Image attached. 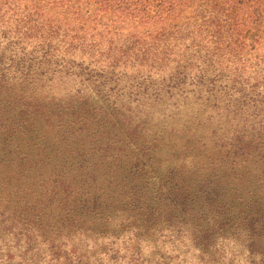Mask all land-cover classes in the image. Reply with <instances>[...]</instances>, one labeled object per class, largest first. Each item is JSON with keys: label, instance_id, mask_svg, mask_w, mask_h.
<instances>
[{"label": "trees", "instance_id": "trees-1", "mask_svg": "<svg viewBox=\"0 0 264 264\" xmlns=\"http://www.w3.org/2000/svg\"><path fill=\"white\" fill-rule=\"evenodd\" d=\"M0 37V227L45 233L61 261L83 219L126 229L130 256L146 226L202 250L234 234L264 264V0H0ZM190 48L237 63L192 76ZM67 72L76 86L52 93ZM187 84L259 115L258 136L193 116L160 149L162 131L129 111L132 87L143 99Z\"/></svg>", "mask_w": 264, "mask_h": 264}, {"label": "rangeland", "instance_id": "rangeland-1", "mask_svg": "<svg viewBox=\"0 0 264 264\" xmlns=\"http://www.w3.org/2000/svg\"><path fill=\"white\" fill-rule=\"evenodd\" d=\"M0 44H6L5 37H0ZM194 50L196 49L190 48L187 51L190 55L186 58L187 63L191 64L192 76L198 73L196 68L202 66V61L215 67H233L237 63V59L230 55L213 56L206 60L207 57H204L203 52H194ZM66 70L77 71V66ZM68 73H64L58 79L55 77L54 82L51 83L52 93H62L63 89L72 90L76 86L73 75ZM242 77L245 78V75ZM253 82L255 80L245 85L254 86ZM263 87L259 89L262 90ZM134 90L132 87L129 111L137 117L145 116L147 119L145 123L156 135L162 131L160 149L163 145L169 147V136L173 134L171 130L180 123L190 122L193 116L199 117V121L194 125H198L197 128L204 131L206 129L221 133L225 129V133L228 134L240 129L252 136H258L255 129L257 120L260 119L259 115L253 117L250 113L246 115L238 112L234 104L225 102L224 97H218V92L213 90L209 92L205 86L195 88L187 84L174 90L171 95L164 93L161 96L153 93L148 96L147 92H150L148 89L143 99L142 93ZM262 95L259 94L255 99L258 101ZM135 97L140 98V102L136 101ZM234 97L236 96H232ZM96 100L101 102L100 99ZM225 104L228 107L223 111L219 107ZM211 136L215 139L214 135ZM162 153L164 158L168 156L167 152L161 151V157ZM166 164L168 162L163 160L161 166L151 173L153 174L151 181L155 176L154 173ZM108 230L117 231L118 237L108 238ZM13 232L17 231L10 230L6 226L0 227V264H249L245 250L241 248L240 241L234 234L233 237L226 239L219 236L211 246L202 250L197 244L183 240L180 234L179 237L170 235V232L161 229L160 225L146 226L140 230L141 239L136 247L137 250L134 249L135 254L130 256L131 241L127 239L131 240V233L126 232V229L116 228L109 220L105 223L93 218L83 219L76 226L66 230V241L61 248L67 251L68 255L67 260L63 258L61 261L62 257L58 260L49 252L48 243L44 241L45 233L40 232L38 236L27 240L25 235ZM71 246L75 248V255L68 251Z\"/></svg>", "mask_w": 264, "mask_h": 264}]
</instances>
